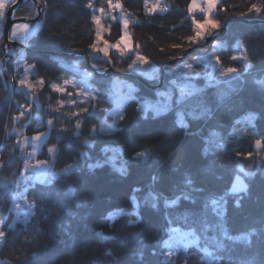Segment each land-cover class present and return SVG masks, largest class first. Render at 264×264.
<instances>
[{
  "label": "trees",
  "instance_id": "1",
  "mask_svg": "<svg viewBox=\"0 0 264 264\" xmlns=\"http://www.w3.org/2000/svg\"><path fill=\"white\" fill-rule=\"evenodd\" d=\"M165 1L169 11L151 15L144 0H119L123 13L138 20L131 21L128 28L134 48L160 71L171 61H189L199 50L211 48L188 45L192 17H187V7L191 0ZM88 2L107 7L104 0H49L47 16L42 17L41 28L25 50V63L34 70L31 83L36 90L31 101L17 87L10 91L0 50V160L6 162L0 169V220L4 221L0 231L5 232L0 264H264V146H256L257 139L264 141V87L256 83L264 77V16L247 14L251 4L264 6V0H221L227 13L217 6L214 17L222 26L213 35L225 26L226 32L215 40L223 44L216 57L222 68L237 67L238 74L212 85L197 79L199 91L158 115L142 109L141 102L157 103L161 97L155 87L167 90L169 75L161 84V77L148 79L129 70L128 56L123 60L112 53L110 64L95 57L88 48L96 28L91 10L84 7ZM27 14L26 9L17 12L18 17ZM201 15L196 13L197 19ZM107 29L104 38L110 43L123 33L118 19L109 22ZM173 43L183 44L187 50L173 49ZM237 45L243 48L251 67L231 59L240 50ZM173 53L177 58L169 59ZM109 68L118 75L94 71L103 73ZM7 69L14 81L12 63ZM85 76L100 95L96 93L75 108L62 107L59 102H67L68 97L52 86ZM117 79L131 82L135 91L124 106L125 119L113 122L109 112L114 109L111 101ZM37 80L44 81L41 88L34 84ZM85 106L89 113L79 118L71 115ZM29 107L34 117H30L27 135H50L40 157H46L48 147H56L54 171L69 166L78 167V171L46 182H33V174L28 172L19 180L24 154L20 143L19 150L12 151L19 141L13 131L26 123L25 119L15 123V117ZM180 114L187 122L188 135L179 121ZM35 116L43 121L40 128ZM49 119L53 120L51 129ZM77 119L86 121L79 130L75 128ZM103 121L119 130L100 132ZM93 126L96 133H90ZM105 148L107 153L102 151ZM146 149L151 150L148 164L135 158L136 152ZM82 151L91 159L79 158ZM97 160L107 162L103 167H87ZM238 175L247 191L237 194L231 189ZM153 176L157 177L155 182ZM186 177L193 181L190 187L185 184ZM69 186L75 191L67 192ZM24 189L27 200L35 205V214L27 223L9 228L14 220V195ZM181 193L192 199L166 207V200ZM213 199L223 205V215L213 211ZM138 217L139 223H130ZM174 230L190 232L182 238L184 244L177 246ZM225 233L232 239L225 238ZM246 236H250V244ZM109 251L111 255H106ZM207 252L211 259L206 258Z\"/></svg>",
  "mask_w": 264,
  "mask_h": 264
},
{
  "label": "snow or ice",
  "instance_id": "2",
  "mask_svg": "<svg viewBox=\"0 0 264 264\" xmlns=\"http://www.w3.org/2000/svg\"><path fill=\"white\" fill-rule=\"evenodd\" d=\"M21 0H0V21H4L8 18V14L6 12V8L8 6H14L17 3H20ZM23 3L25 5H27V11H28V18L31 19H35L36 17H39L43 14L44 17L47 16V12L49 9V0H40V3H37V0H32L31 4H29V0H23ZM105 3L108 6V9L111 10L112 13L115 12L116 9H120L121 12H123V4H121L119 2V0H117V2H113V0H105ZM220 5V11L227 13V9L223 7V5H221V0H191V3L188 5L187 7V12L189 13V15L192 17V34L187 36V42L189 47L192 46L193 44H198L203 46H210L212 48H215L216 45H208V37L212 36L222 25H221V20L218 18L214 17V12H216L217 10V6ZM84 7L88 10H91V19H92V23L95 24L96 28H95V39L88 45V48L91 50V52L93 53H102L103 57L106 58L105 63L110 64L112 63V53L111 50L115 49V52L119 54L120 57H125L126 55L129 58V61H126L128 63V69L132 70V71H141L142 69L138 67L139 65H146L149 63L148 59L146 58V56L144 55H140L136 49L133 47V44L131 43L130 40V36L128 33V28H129V17L122 15L120 17V19L122 20V27H123V33L122 35H120L119 39H117L115 41V43H110L109 40L104 38V29L101 26V16L105 13V8L104 7H100L98 9L99 13L101 14L100 16L96 15V11L97 9L94 8L93 3L88 2L84 4ZM144 8L146 10L147 13L151 14V15H155L157 12L160 13H165L169 11V7L168 5H164L161 3V0H144ZM196 13H201L202 15L200 16L199 19H197L196 17ZM240 15H245L244 12L239 13ZM247 14H255V15H260V16H264V6H258L256 3L251 4V6L248 8V12ZM12 15H15V12L12 13ZM110 19L111 20H116L117 16L114 14L110 15ZM36 27L39 28L40 24L37 23ZM17 29H23L25 32L28 31L29 29V24L28 23H13L10 25V39H14L17 36ZM171 47L173 49H180L182 51H186L187 49L184 47L183 44L180 43H173L171 45ZM161 51H163V49H161ZM135 56V59H131L132 56ZM176 55L175 53H173L172 56L169 57V59H176ZM231 59L233 61L235 60H239V59H245V68H249L251 67V63L247 61V59L245 57H239L236 55H233L231 57ZM193 61L199 62L200 58L199 57H192ZM219 58L217 57V63H219ZM114 66V65H113ZM181 67H185L188 69H192L193 64L191 62H187L181 65ZM157 71H159L157 69ZM171 71L175 72L176 69H171ZM215 71V69H214ZM231 74H238V68L237 67H228L226 70L221 71L220 75L224 76V77H228ZM91 75V74H89ZM183 75L189 77L190 79L194 80L197 76H199L200 74L192 71V72H187V73H183ZM153 79H155V77H153ZM209 81L211 82L212 77L209 76L208 77ZM237 79H239V76H237ZM40 84H43L44 81H40ZM229 84V86H231L230 81L227 82ZM257 84H260L262 87H264V80H258L256 81ZM7 86V85H6ZM19 86L21 89L27 88L29 90V92H35L36 88L35 85H33L30 81H28L27 79H20L19 80ZM129 88H131V85H129ZM53 89L54 91H56L57 93H65L69 96L72 95L71 92H68L67 88H61V87H57L55 85H53ZM133 91H135V89H132ZM183 92V90H181ZM97 95H100L99 92H97ZM60 105L63 106L64 101L61 100ZM177 104L181 103L180 100L176 101ZM73 106H75L76 101L73 100L72 101ZM53 111H59V108H54L52 109ZM32 109L29 108H25L24 110L20 111L19 116L15 117L16 120H21L22 118L28 116L31 113ZM206 112H210V110H206ZM82 113H89V108L88 107H82L80 111L77 112H72L71 115L74 117H81ZM156 114H159V111H156ZM37 119H39V117H37ZM125 119L124 115H122L121 113H116L115 115V121H123ZM114 121V122H115ZM86 121L83 119H77L75 122V128L77 130H79L82 126L83 123H85ZM47 124L48 125H53V120L49 119L47 120ZM24 127H27V124L23 125ZM183 127L185 128V135H188V131H187V125H183ZM119 129L112 127L111 125H109L107 128H100L99 131L100 132H117ZM61 131H67V129H62ZM98 131L97 127L93 126L90 129V133H96ZM46 134L44 132H38L36 135H34L31 140L32 141H41V138L44 137ZM76 135L79 137L80 136V132L77 131ZM60 139L59 136H57V141ZM25 140V144L24 147H28L30 141L28 140L27 137L24 138ZM84 143H88V140L85 139L83 141ZM256 146L257 147H261L264 146V141H261L259 139L256 140ZM34 147H38V145H35ZM19 150V141H17V147L13 148L12 151L15 152ZM48 151L50 153L53 154V158L56 156V149L55 148H50L48 149ZM102 151H104L105 153H107L108 149H102ZM239 155V153H237ZM35 155V152L28 154V159L30 160L32 158V156ZM251 153L248 154L249 158H251ZM150 157H151V150L146 149L145 151H139L136 152L135 154V158L142 161L145 164H148L150 162ZM79 158L81 159H86V160H90L91 157L89 156V154L87 152H80L79 153ZM107 161H100L97 160L94 164L93 163H89L87 165V167L89 169H93V168H98V167H103L104 163H106ZM7 163H11V160L8 161ZM5 164L6 162L0 160V169L5 168ZM48 164V160H38L35 164H29L27 162H23V169L20 170L21 171V175H23L24 173H26L28 171V169L31 167L35 170V173L37 176H40L43 174L42 172V166L47 165ZM65 172H72V171H78V167H73V166H69V168L64 169ZM121 171H123V169H121ZM153 181L155 182L157 180L156 176L152 177ZM193 183L192 179L190 177H186L185 178V184L187 186H191ZM75 189L72 187H68L67 188V192H74ZM247 191V187H240L237 188L235 186H233V188L231 189L232 193H240V192H246ZM157 198L153 197V200L155 201ZM181 199H185V200H191L192 197L187 194V193H181V195L175 197V199L168 201H165V205L166 207H174L177 206L180 202ZM222 199V198H221ZM25 203H27V197H24ZM193 203H195V201H192ZM211 204L213 206V211H215L218 215H223V205L220 203L219 200L213 199L211 201ZM236 206L239 207L240 206V200L238 199L236 201ZM29 211L32 215L35 214V205L34 204H29ZM77 207H79V203H77ZM152 207H156V203L154 202L152 204ZM15 208L18 210L20 208V204L17 203L15 205ZM139 217L136 221H131L130 223L132 224H136L139 223ZM171 222V221H170ZM25 223H27V221H25ZM4 221L0 220V228L3 227ZM14 225H9V228H12ZM254 234V233H253ZM225 238L227 239H232L231 236H228L227 233L224 234ZM4 238H5V232L4 231H0V243L4 242ZM245 239L248 240V243H251V238L250 236H246ZM167 243V242H165ZM106 255H111V252L109 251L108 253H106ZM169 256L172 255L171 252L168 253ZM186 264V261H185Z\"/></svg>",
  "mask_w": 264,
  "mask_h": 264
},
{
  "label": "rangeland",
  "instance_id": "3",
  "mask_svg": "<svg viewBox=\"0 0 264 264\" xmlns=\"http://www.w3.org/2000/svg\"><path fill=\"white\" fill-rule=\"evenodd\" d=\"M40 2V0H38ZM105 1V0H104ZM113 2H117V0H113ZM161 3L164 5H168V3L165 0H161ZM29 4H31L29 2ZM12 6H8L6 8V12L11 8ZM168 7H170L168 5ZM95 9H97L96 11V15L100 16L101 14L99 13L98 9L100 7H94ZM27 10V5L22 6L21 8H17L15 11V15L14 17H18L17 16V12L19 10ZM28 13V11H27ZM114 14L117 16V19L119 21L122 20L120 19V17L122 15H125L123 12H121L120 9H116L114 13L111 12V10L108 9V6L105 8V13L101 16V26L104 29V35L108 33V29H107V24L109 22H113L114 20L110 19V15ZM127 16V15H125ZM23 18H28V14L26 16H22ZM22 17H18V18H22ZM42 16L34 21V22H26L29 24V29L27 32H25V35H27L30 31V29L33 28V33L29 36V37H24L23 40H18L15 41L13 39H11V41L17 42L18 44L21 45V47H17L15 48L16 51V58L14 61H11L9 63H12V73L14 76V81L13 83L15 84V87H17V89L19 91H22L24 93H26L27 97L29 98V100H32V96H34V93L29 92V90L27 88L21 89L19 86V80L20 79H27L28 81L31 82V76L34 75V70L32 69V66H29L25 63V50L28 47V41L29 39L41 28L42 26ZM129 17V16H128ZM188 18H191V16H187ZM31 19V18H28ZM131 17H129L130 23H131ZM138 20H133V23H137ZM4 21H0V50H2V46H3V42H4ZM25 23V22H24ZM39 23L40 27L37 28L36 24ZM19 24V23H17ZM17 32L19 33H23L24 30L23 29H17ZM129 36H130V40L131 43L133 44L132 41V37L130 34V31L128 30ZM216 45L215 48H210L208 51H203V50H199V52H196L194 54L195 57H199L200 61L196 62L193 61L192 59L189 61H179L177 63H175L173 66H171V68H168L166 70H162L160 71V69L158 67H156L155 65H153L152 63L146 64V65H139L138 67L141 68V71H136L137 74H141L142 76L148 78V79H153V77H155V79L160 80V83L162 81H164L165 79V75H169V88L167 90L162 91L161 90V86L159 85V95H160V100L157 103L154 104H148L147 102H141V108L146 110V111H150L152 110L154 113H156V111H160V110H166L168 108H170L173 104L176 105V101L180 100L182 101L183 99H185L186 97H188L189 95L199 91L198 87L196 86L197 79L202 78L205 82L206 85H212V84H216V83H220L222 81H226L232 77H234L236 74H231L228 77H224L220 75L221 71H224L226 69L222 68L220 63H217V57H216V52L223 46L222 43L220 42H211L208 45ZM201 45L196 44L195 47L203 49L206 46L200 47ZM134 47V44H133ZM238 48H240L239 52H237L236 56L239 57H245L247 59V56L243 50V48L240 45H237ZM192 50H190L191 52ZM111 53H114L115 55L118 56L119 59H127V55L125 57H120L118 53L115 52V49L111 50ZM3 54V53H2ZM95 54V57L106 60L105 57H103L102 53H93ZM187 55V54H186ZM193 56V57H194ZM135 57V56H134ZM240 61H243L245 63V59H239ZM248 61V60H247ZM187 62H191L193 64L192 69H188L185 67H181L182 64L187 63ZM8 66V64H7ZM157 69L159 71H157ZM171 69H176L175 72L171 71ZM215 69V71H214ZM195 71L197 73H199L200 75L197 76L194 80L190 79L189 77L183 75V73H187V72H192ZM4 73V72H3ZM211 76V82L209 81L208 77ZM145 79V78H144ZM264 80V77L261 79ZM6 81V79H5ZM41 80H37L34 84L37 83V85H39V87L41 88L43 84H40ZM129 85H131V88H129ZM57 87H61V88H67L68 92H71L72 95L69 96L65 93H59V94H64L67 98V102H64L62 107H67L69 105H72V107H76L77 104L81 103L82 101H86V99H92L95 97L96 93H97V89L90 83L89 79L85 76L83 78L80 79H72L68 82H65L62 85H55ZM133 85L131 84V82L123 80V79H117L114 82V87H113V91H112V104L114 105V109H112L109 114L112 115V119L113 122L115 121V115L116 113H123V109L124 106L126 105V103L133 98L134 96L132 95V87ZM14 87V88H15ZM38 87V86H36ZM53 89V86H52ZM54 90V89H53ZM183 90V92L181 91ZM56 92V91H55ZM115 97V99H114ZM75 100L76 104L75 106H73L72 101ZM67 104V105H66ZM25 108H23L24 110ZM34 117L33 116V111H31V113L22 118L21 120H16L15 119V123H19L21 122L23 119H25L26 123L28 125V123H30L31 118L30 117ZM36 118L39 117V126L37 128H40L42 126L43 121L41 120L40 116H35ZM181 124L187 125V122L184 118L183 114H180V118H179ZM116 122V121H115ZM24 124V125H25ZM109 125H111L112 127L116 128L115 124L112 123H108L106 121H103L101 123V125L99 126L100 128H107ZM46 135L44 137L41 138V141H32L31 138L36 135L32 134V135H27V127H22L19 129H15L13 131V134L17 136L19 143L21 145V148L23 149V154H24V160L23 162H27L29 164H35L38 160H48V164L42 166V172L43 174L40 176H37L35 173V170L33 168H29L28 172H31L33 175L31 176L32 179H34L33 182H46L49 181L51 179L56 178L57 176H59L60 174H66L68 172H65L64 170L58 172V171H54L53 169V154L50 153L48 151V154L46 155V157L44 159H42L40 156H42L43 154V149L49 139V132H44ZM27 137L28 140L30 141L29 146L28 147H24L25 144V140L24 138ZM35 145H38V147H34ZM50 148H55L53 146L48 147V149ZM57 150V149H56ZM122 151V150H121ZM35 152V155L32 156V158L29 160L28 159V154ZM242 169V167H241ZM23 175L20 174L19 180H23L25 174ZM22 178V179H20ZM235 187L240 188V187H244L246 186V183L243 179L242 176L238 175L235 179ZM27 193V189H24L22 192H20L19 194L14 195L13 198V207H12V211L14 213V220L12 222L11 225H16L17 223H24L25 221H28L30 219V217L32 216V214L29 211V207L28 205L31 204L28 200L27 203H25L24 197L26 196ZM19 203L20 204V208L17 210L15 208V205ZM173 235H175L174 237L176 238V244L177 246H180L182 244H184V242H182V238H185L187 235L190 236V232H188V234L181 232L180 230H174L173 231ZM194 238H191L190 241L194 242L193 240ZM174 241V240H173ZM189 240L187 241V244ZM211 254L209 252H207V256L206 258L211 259L212 257L210 256Z\"/></svg>",
  "mask_w": 264,
  "mask_h": 264
},
{
  "label": "water",
  "instance_id": "4",
  "mask_svg": "<svg viewBox=\"0 0 264 264\" xmlns=\"http://www.w3.org/2000/svg\"><path fill=\"white\" fill-rule=\"evenodd\" d=\"M29 2L31 3L32 0H29ZM37 3L39 4L40 2L37 0ZM24 5L25 4L23 3V0H21L20 3H17L16 5L12 6L7 11L8 18L5 20V23H4V42H3V46H2V53H3V56H4L3 57V72H4V76H5L6 82H7L8 86H9V88H10V91H12L14 89L15 84L13 83L12 80L9 79L7 64L9 62L15 60V58L17 56L15 48L21 47L20 44H18L17 42L11 41V39L9 38L10 37V25L13 24V23L17 24V23H24V22H34V21L38 20L42 16L41 15L39 17H36L35 19H28V18H23V17L22 18L14 17V15H12V13L15 12L17 8H21ZM225 32H226V26L223 27L217 35L209 36L208 37V44L213 42V41H215L217 38L224 36ZM200 47H202V46H200ZM179 61H180V59H176L174 61H171V62L165 64L162 67V70L164 71V70L170 68L171 66H173L175 63H177ZM89 65L92 68V66L90 64V61H89ZM94 71L96 73H98V74L106 75V76L118 75V73L113 68H109L103 73H100V72H98L96 70H94ZM161 84H162V81H161ZM155 88H158V87H155ZM51 127H52V125L50 126V129H51Z\"/></svg>",
  "mask_w": 264,
  "mask_h": 264
},
{
  "label": "crops",
  "instance_id": "5",
  "mask_svg": "<svg viewBox=\"0 0 264 264\" xmlns=\"http://www.w3.org/2000/svg\"><path fill=\"white\" fill-rule=\"evenodd\" d=\"M32 33H33V28L30 29V31L27 35H25V31L23 33L17 32V36L13 40H15V41L23 40L24 37H29Z\"/></svg>",
  "mask_w": 264,
  "mask_h": 264
},
{
  "label": "built area",
  "instance_id": "6",
  "mask_svg": "<svg viewBox=\"0 0 264 264\" xmlns=\"http://www.w3.org/2000/svg\"><path fill=\"white\" fill-rule=\"evenodd\" d=\"M134 19H131V21L133 22Z\"/></svg>",
  "mask_w": 264,
  "mask_h": 264
},
{
  "label": "bare ground",
  "instance_id": "7",
  "mask_svg": "<svg viewBox=\"0 0 264 264\" xmlns=\"http://www.w3.org/2000/svg\"><path fill=\"white\" fill-rule=\"evenodd\" d=\"M130 17V16H129Z\"/></svg>",
  "mask_w": 264,
  "mask_h": 264
}]
</instances>
